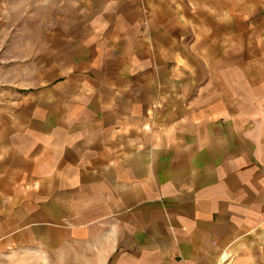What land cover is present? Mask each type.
I'll list each match as a JSON object with an SVG mask.
<instances>
[{
  "label": "crops",
  "instance_id": "crops-1",
  "mask_svg": "<svg viewBox=\"0 0 264 264\" xmlns=\"http://www.w3.org/2000/svg\"><path fill=\"white\" fill-rule=\"evenodd\" d=\"M142 1L155 26L157 0ZM164 1L198 4L225 29L236 27L232 45L212 50L211 36L206 43L204 69L222 74L210 79L204 104L163 115L170 123L152 120L138 91L156 81L157 60L175 70L189 62L176 53L179 42L165 49L153 31L152 39L141 33L131 14L139 8L113 7L111 28L79 44L92 45L81 66L94 77L62 72L73 85L64 94L97 88L98 115L74 111V121L50 126L43 114L27 118L30 96L0 98V264L22 253L45 264H264V0ZM159 23L165 41L178 38Z\"/></svg>",
  "mask_w": 264,
  "mask_h": 264
},
{
  "label": "rangeland",
  "instance_id": "rangeland-1",
  "mask_svg": "<svg viewBox=\"0 0 264 264\" xmlns=\"http://www.w3.org/2000/svg\"><path fill=\"white\" fill-rule=\"evenodd\" d=\"M141 3L142 0H119L116 4L107 0H0V98L30 96L34 109L32 113L30 112L32 117L29 118L27 115V118L35 119L33 113L36 112L37 116L43 114L50 126H55L57 118L64 117L66 121H74V111L84 112L86 118L87 115L90 117L98 115L100 94L97 88L92 87L88 91L85 88H77L74 83L77 92L74 95L64 94L65 90L72 91L73 85L72 81L63 77V67H66L65 71L78 73L85 70L88 71L87 75L94 77L92 70L81 66L85 64L83 61L90 54L87 49L92 45L87 43L79 45L82 43L81 40L84 41L88 32L95 33L111 28L113 23L109 21L112 18L109 13H113V7L118 11L121 9V12H129L128 14L132 8L137 7L138 15L131 14L139 18L141 33L147 34L145 36L152 39L151 31H153L154 42H159L165 49L167 44L174 46L179 42L182 46L177 47L175 51L189 62L185 66L179 64V68L175 70L174 66H170L166 61L157 60V55L151 53L153 59L159 62V68L162 64L166 65V71L163 72L154 67L156 81L152 77L154 83H151L149 91L146 87L140 88L141 94L138 91V94L144 98V104L151 107L154 113L152 120L156 122L158 118L163 123L173 122V118H162V116L176 114L178 118V111L180 112L185 105L192 111H197L200 104H204L210 79L218 78L222 74V69L214 71L204 69V66L209 65L211 61L209 57L211 50L206 43L211 36L214 37L210 40L212 50L217 49L216 42L221 44L224 41L223 46L232 45L231 38L235 35L236 27L232 30V25L226 23L230 30L225 29L221 23L207 17H213L212 13L198 4L186 8L173 6L172 9L165 6L167 2L164 0L154 1L153 9L157 11L155 27L149 21ZM146 8L151 15L152 6L147 4ZM118 11L114 23L120 19L121 15ZM158 13L159 21L164 27L168 26L169 31H173L172 33L178 38L170 36L169 41H165L163 27L157 21ZM134 23L129 25L133 29H135ZM239 26L242 32H248L249 28L244 23ZM216 31L217 34L220 33L218 38ZM166 35L168 36L167 33ZM145 36L141 34L137 37H143L150 44L151 41L145 39ZM164 55L168 59V56ZM124 56L128 57V61H130L129 57L133 58L131 54ZM108 57L121 58L120 55ZM78 58H81L82 62ZM129 66L131 70L128 69L125 77L131 79L134 67L132 64ZM117 72L112 65V77ZM51 74L53 77L47 80V76ZM189 80L192 81L189 83ZM96 97L98 99H95ZM40 101L43 102L41 108ZM119 104L121 103L117 102V108H120ZM107 108L111 109L108 105ZM123 109L128 110L124 106L121 110ZM31 129L34 133V128ZM144 129L150 131L152 127L147 124ZM45 263L39 256H24L23 253L17 256L15 261V264ZM49 264H54V261Z\"/></svg>",
  "mask_w": 264,
  "mask_h": 264
}]
</instances>
